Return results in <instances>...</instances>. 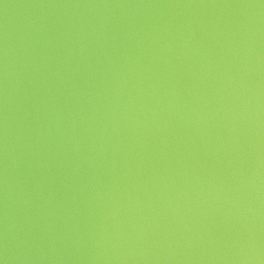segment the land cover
<instances>
[{
    "label": "water",
    "instance_id": "water-1",
    "mask_svg": "<svg viewBox=\"0 0 264 264\" xmlns=\"http://www.w3.org/2000/svg\"><path fill=\"white\" fill-rule=\"evenodd\" d=\"M0 260L264 264V2L0 0Z\"/></svg>",
    "mask_w": 264,
    "mask_h": 264
},
{
    "label": "snow or ice",
    "instance_id": "snow-or-ice-1",
    "mask_svg": "<svg viewBox=\"0 0 264 264\" xmlns=\"http://www.w3.org/2000/svg\"><path fill=\"white\" fill-rule=\"evenodd\" d=\"M262 2H264V0H262ZM0 264H3V261L2 260H0Z\"/></svg>",
    "mask_w": 264,
    "mask_h": 264
},
{
    "label": "clouds",
    "instance_id": "clouds-1",
    "mask_svg": "<svg viewBox=\"0 0 264 264\" xmlns=\"http://www.w3.org/2000/svg\"><path fill=\"white\" fill-rule=\"evenodd\" d=\"M2 261H3V264H6V262L4 260H2Z\"/></svg>",
    "mask_w": 264,
    "mask_h": 264
}]
</instances>
